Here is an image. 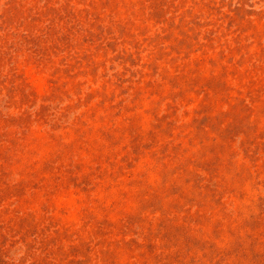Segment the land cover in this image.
<instances>
[{"label": "rangeland", "instance_id": "obj_1", "mask_svg": "<svg viewBox=\"0 0 264 264\" xmlns=\"http://www.w3.org/2000/svg\"><path fill=\"white\" fill-rule=\"evenodd\" d=\"M0 264H264V0H0Z\"/></svg>", "mask_w": 264, "mask_h": 264}]
</instances>
